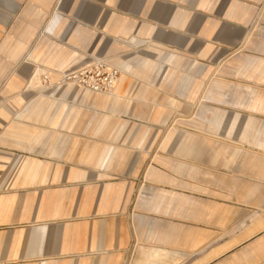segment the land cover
Returning a JSON list of instances; mask_svg holds the SVG:
<instances>
[{"label":"rangeland","instance_id":"obj_1","mask_svg":"<svg viewBox=\"0 0 264 264\" xmlns=\"http://www.w3.org/2000/svg\"><path fill=\"white\" fill-rule=\"evenodd\" d=\"M88 3L92 2L77 1L82 8L58 12L57 17H32L31 33L26 34L10 31L19 18H0V197L10 191L12 176L7 170L16 173V190L10 192L30 190L21 188L26 173L18 176L26 158L40 163L45 171L74 169L89 164L84 160L89 152H99L111 143L127 154L122 165L126 171L121 175L112 171L107 179L127 183L125 204L131 216L139 199L153 193L155 184L149 181L148 170L157 166L158 157L172 153L179 145L176 142L190 136L207 141L237 137L247 121L264 120V0H123L115 9L131 15L124 16L117 28L127 23L132 32L122 35L80 31V25L92 19ZM55 20L57 27L50 32L47 27ZM140 27L145 29L144 47L138 44L132 51L125 42L130 35L137 37ZM167 27L175 33H162ZM57 46L67 55L59 71L44 64ZM140 48H145V56ZM11 55L16 56L15 63L8 62ZM174 56L179 61L170 68ZM153 60L159 65L151 71L148 65ZM96 61H104L116 73L110 94L80 89L86 96L75 97L73 93L81 87L67 83L65 75ZM125 64L135 67L129 71ZM175 69V78L169 79L167 73L172 75ZM68 86L71 91L65 93ZM91 94L100 100L91 103ZM117 94L119 99L109 102ZM41 95L37 114L30 116ZM48 99H55L50 108ZM252 105L256 112L247 120L245 110ZM70 107L77 111L76 119L66 122L63 118ZM111 112L113 116L108 115ZM102 117L105 128L100 133L93 132L98 123L86 128L91 119ZM25 121L30 128L20 127ZM215 123L217 130H211L208 126ZM144 130H150L146 152L137 151L136 140Z\"/></svg>","mask_w":264,"mask_h":264},{"label":"crops","instance_id":"obj_2","mask_svg":"<svg viewBox=\"0 0 264 264\" xmlns=\"http://www.w3.org/2000/svg\"><path fill=\"white\" fill-rule=\"evenodd\" d=\"M77 1L92 2L88 3L92 19L88 25L79 24L83 27L80 31L106 35L132 32L127 23L117 28L124 16L131 15L115 9L123 0H0V18H19L10 31L31 33L32 17L74 12L84 4L76 5ZM56 25L57 20L47 30L54 31ZM140 28L137 37L130 35L125 42L132 51L138 44L144 47L145 29ZM161 31L168 36L175 33L168 27ZM139 51L145 56V48ZM35 57L30 54L31 59ZM66 57L57 46L44 64L59 71L67 63ZM173 58L170 68L179 61ZM10 60L15 63L16 56H8ZM158 65L153 60L148 69ZM125 67L132 71L135 66ZM175 72L173 76L167 73L169 79L175 78ZM80 89L73 93L75 97L82 94ZM70 91L68 86L64 92ZM119 97L117 94L109 102ZM42 100L43 95L30 116L37 114ZM54 104L55 99L49 100L48 107ZM253 107L245 110L249 112L247 120L256 112ZM76 115L70 107L63 120L75 121ZM108 115L113 116V112ZM104 121V117L91 119L86 128L98 123L93 132L100 133ZM23 123L20 127H31ZM215 124L208 127L217 130ZM57 127L61 129L63 123ZM149 131L137 137V151L146 152ZM195 137H183L172 153L157 158V166H151L147 173L155 184L153 193L139 199L131 216H127L129 204H125L127 183L107 179L112 171L119 175L126 171L122 165L127 154L111 143L99 152H89L84 156L89 164L74 169L45 171L40 163L26 158L18 176L26 173L28 178L21 188L30 190L21 194L10 192L16 190V173L7 170L12 179L10 191L0 197V264H264V120L247 121L237 137L211 141ZM209 146L213 150L210 154ZM139 170L140 166L136 167V173Z\"/></svg>","mask_w":264,"mask_h":264},{"label":"built area","instance_id":"obj_3","mask_svg":"<svg viewBox=\"0 0 264 264\" xmlns=\"http://www.w3.org/2000/svg\"><path fill=\"white\" fill-rule=\"evenodd\" d=\"M116 77L104 61H96L67 73L64 79L88 92L105 93L114 87Z\"/></svg>","mask_w":264,"mask_h":264},{"label":"bare ground","instance_id":"obj_4","mask_svg":"<svg viewBox=\"0 0 264 264\" xmlns=\"http://www.w3.org/2000/svg\"><path fill=\"white\" fill-rule=\"evenodd\" d=\"M99 94H110V93L105 92V93H99ZM81 96L82 97L86 96V93L82 92ZM89 100L91 103L94 104V103L98 102L100 99H98L97 97L95 98L94 94H91V96L89 97Z\"/></svg>","mask_w":264,"mask_h":264}]
</instances>
